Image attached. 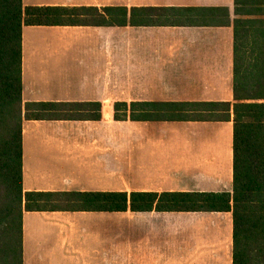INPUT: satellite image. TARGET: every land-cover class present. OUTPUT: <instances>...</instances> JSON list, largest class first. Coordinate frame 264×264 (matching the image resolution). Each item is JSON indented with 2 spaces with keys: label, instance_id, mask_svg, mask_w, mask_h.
<instances>
[{
  "label": "crops",
  "instance_id": "0c3cea01",
  "mask_svg": "<svg viewBox=\"0 0 264 264\" xmlns=\"http://www.w3.org/2000/svg\"><path fill=\"white\" fill-rule=\"evenodd\" d=\"M22 2L227 10L207 26L24 27L25 103L230 105L185 121L116 122L113 109L99 122H25L24 192L232 194L236 0ZM22 245L23 264H234V216L25 212Z\"/></svg>",
  "mask_w": 264,
  "mask_h": 264
},
{
  "label": "trees",
  "instance_id": "16d2710c",
  "mask_svg": "<svg viewBox=\"0 0 264 264\" xmlns=\"http://www.w3.org/2000/svg\"><path fill=\"white\" fill-rule=\"evenodd\" d=\"M233 192H24L25 122H99L103 105L23 100L24 27L207 26L222 9L29 6L0 0V264H23L27 212H233L234 264H264V0H236ZM209 18V19H208ZM114 104L116 122L185 121L193 107ZM198 111V110H197ZM202 112V111H199ZM199 121L206 116L200 115ZM224 119H230V116Z\"/></svg>",
  "mask_w": 264,
  "mask_h": 264
},
{
  "label": "rangeland",
  "instance_id": "374dc122",
  "mask_svg": "<svg viewBox=\"0 0 264 264\" xmlns=\"http://www.w3.org/2000/svg\"><path fill=\"white\" fill-rule=\"evenodd\" d=\"M114 107V104H103V111H104V114H107L108 111H112L113 112V108ZM119 131H122V130H119ZM117 132V130H116Z\"/></svg>",
  "mask_w": 264,
  "mask_h": 264
}]
</instances>
